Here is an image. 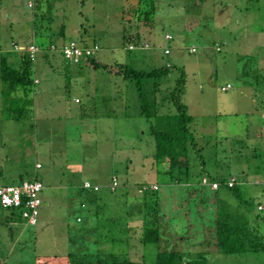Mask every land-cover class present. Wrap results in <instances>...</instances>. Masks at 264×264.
I'll list each match as a JSON object with an SVG mask.
<instances>
[{
    "label": "rangeland",
    "instance_id": "374dc122",
    "mask_svg": "<svg viewBox=\"0 0 264 264\" xmlns=\"http://www.w3.org/2000/svg\"><path fill=\"white\" fill-rule=\"evenodd\" d=\"M31 1L30 3L26 0L22 5L17 4L15 14H3V18L0 16V34L6 42L18 39L15 29L18 28L21 32V28L29 22L28 16L36 15L34 24L40 27L48 23L46 20L48 16L52 17L53 27L61 24L59 16L63 14L58 16L54 13L47 14L43 2ZM65 1L68 6L64 12L68 20L65 24L68 27L66 36L86 45L99 43L101 50L96 53L97 61L109 65L127 63L137 69L146 70L170 62L175 67L174 71L169 76L158 79L162 85L160 91H166V87L169 89L173 87L179 75L177 71L185 70L183 100L189 105L190 113L193 115L192 129L195 135L199 138L201 136L204 143L208 142L204 144L208 167L213 171L215 166L219 179L227 181L226 184L232 176H236L240 181L239 184H242V188H237V193L228 187H222L214 192L211 195L212 199L215 198L214 204L221 200L226 205L245 204L247 201L253 214L258 216L259 229L264 235V210L258 208L264 203V0ZM148 1H150L149 5ZM151 3L153 5L151 10L155 7L158 12L152 29L146 26L147 20H137V14H134L137 8L150 9ZM6 15L9 16V23L3 20H7ZM129 18L133 20L134 26L138 24L143 26L140 32L145 35L150 32L151 40H147L151 43L155 42L158 49L157 57L154 55L151 61L142 62L124 44L120 21ZM77 24L81 27L79 32H76ZM132 30L136 32L137 28ZM167 32L173 35L172 40L165 38ZM11 34L13 36L11 38L9 36L8 39L7 36ZM39 40L40 38H37V41ZM193 46L197 48L195 52L191 51ZM165 47L171 49L170 55L164 53ZM78 67L79 65H76V68ZM83 68L92 67L84 65ZM108 74L114 79H110ZM43 78L45 93L41 95L42 105L50 103L55 105L58 99H62L63 93L57 86L65 83V81L61 82L64 78L68 81L70 90L78 88V85L83 83L86 84L85 86L91 84L89 86L103 88L104 93L92 94L94 101L98 102L99 111L112 109L115 100L106 101L101 97H107L110 93L107 89L109 86L117 85L123 88L120 95L125 100L122 101H129L130 104L126 109L120 107L121 105H115L116 110L121 108L123 113L132 112V115L140 112L137 105L140 96L136 90V83L132 80L124 81L115 73L107 71V75L98 73V76L93 77L90 71L87 75L78 76L67 71L62 77L58 74L51 78ZM77 80L83 81L77 84ZM148 82L145 81V84L149 86ZM150 82L155 81L150 80ZM228 82L233 87L224 90L223 85ZM0 95H3L5 100L4 89ZM29 98L31 104L28 105L21 119L16 120L10 116L8 110L0 116V185L18 183L21 180L18 172H21L23 180L29 179L30 171L35 168L37 160L44 164V169L38 171L39 176L36 179L48 182L44 176L49 161L47 157L57 155L60 147L66 142L63 140V133H59L60 141H52L53 145L46 135L47 132H37L33 91L30 92ZM5 107L8 108L7 103ZM43 122L45 118L40 119L39 127L46 129L50 121L47 124ZM66 123L72 122L65 121L64 124ZM120 127L123 131L132 132V135L123 138L121 141L123 152L112 164L118 173L116 175L119 185L114 190H111V187L101 189L102 204L96 211L97 219L93 220L98 226L97 235L84 238L76 235L75 228L84 225L77 221V214L73 217L69 216L71 237L68 238L65 230L68 227H66L68 208L66 204L56 201L57 203L47 207L45 220L41 221L40 215L37 225L29 224L21 216L16 221L10 218L0 221V264H36L38 257L57 255L62 258L70 254L79 258L81 256L86 261L91 258L93 261L96 257H104L111 253L125 254V257L137 256L139 250L144 253L146 260H154L161 242L160 245L155 243L141 245L139 238L134 237L135 234L139 237L143 230L139 223L140 215L143 214L141 205L136 208L135 196L128 193L130 190L128 184L134 182L156 181L161 185L158 191L159 210L164 232L162 236L164 234L166 240L171 238L169 234L175 233L176 226H168L166 230L164 225L168 224V220L171 222L178 214H183L179 217L183 222L181 233L187 235L186 229L195 233L200 230L198 224L208 216L209 212V203L203 202L204 190L200 189L199 192L190 194L187 187L173 185L174 190L169 189L171 186L167 175L169 166L165 162L154 164L156 139L151 134V124L145 117L140 116L134 120L123 115ZM136 129L138 136L134 137ZM143 132L145 135H142ZM217 153L221 154L219 159L213 158ZM60 155L65 157L62 152ZM194 159L198 162L194 168L199 170L201 158L197 154ZM63 176L66 178L67 174L63 172ZM105 177L107 176H102ZM109 178L111 176L106 180ZM197 186L199 185L193 187ZM51 190L53 191V187L45 188L46 193ZM140 196L143 197L138 192V200L144 203ZM189 224L193 226L189 227ZM135 227L138 229L135 230ZM15 229L25 230L21 242L15 244L18 248L10 239V230ZM198 241L199 238L191 241L186 239V242L180 243L179 249L182 250L191 243L193 246H189V249H195H191L192 251L203 250V246V249L201 246H194ZM164 244L163 242L162 247H165ZM208 258L209 264H264V251L229 255L211 246L208 248Z\"/></svg>",
    "mask_w": 264,
    "mask_h": 264
},
{
    "label": "trees",
    "instance_id": "16d2710c",
    "mask_svg": "<svg viewBox=\"0 0 264 264\" xmlns=\"http://www.w3.org/2000/svg\"><path fill=\"white\" fill-rule=\"evenodd\" d=\"M152 7L151 3L150 9L137 8L138 10L134 11V14H137V20H147L146 26L151 27V29L153 22H156L155 16L157 17L158 14L155 7L151 10ZM122 21H120L121 28H123L122 38L127 48L134 52L142 62L151 61L154 55L157 57L158 49L155 42L151 43L147 40L150 32L147 35L140 32V28L143 26L140 24L134 26L133 20L130 18ZM128 22L130 23L126 25ZM35 26L39 27V29L41 28L40 26ZM134 28H137L136 32H133L132 29ZM61 31L64 33V28ZM167 33L169 34H166V39L172 40L174 38L173 35L170 32ZM168 35H170V38ZM96 44L100 46L99 43H94L93 45ZM15 45L21 46L19 43H14L10 50L0 47V71L8 111L14 117H23L28 105L31 104L29 94L34 91L39 81L34 76L36 60L32 59L27 50H14L13 46ZM29 45L25 44L24 46L28 47ZM164 53L170 55L171 49L165 47ZM95 55L85 58L84 61L95 69H104L136 83L135 86L141 100V113L150 122L151 133L156 139V150L154 153L156 161L158 163H167L169 166L167 175L170 181L181 187H187L190 194L199 192L200 189L204 190L203 202L209 203L208 216L204 217L198 224V228H200L198 232L195 233L190 231V229H186L188 230L187 235L175 233L173 238L166 240L164 234L162 236L164 232L163 225H161L158 190L149 189L143 195L145 218L142 233L138 238L140 239L139 242L145 245L151 243L160 245L161 242L160 249L154 260H146L143 252H138L137 256L129 255L127 257L121 253H111L100 258L93 255L98 258L93 259V261L91 258L86 261L81 256L79 258L74 254H70L68 257L62 258L57 255L38 257L36 264H209L208 248L211 246H215L219 251L229 255L264 251V235L259 229V218L253 214L247 201L245 204L226 205L222 200L214 204V199L210 198L214 192L219 191L222 187H228L237 193L239 181L236 176H232V178H236L237 183L234 187H230L226 184L227 181L224 182L219 179V173L215 166L213 171L208 167V162L205 159L206 147L204 146L208 142L204 143L201 136L199 138L195 135L194 129H192L193 115L190 113L189 105L183 100L186 83L185 70L179 69L177 71L179 75L173 87L170 89L166 87V91H160L162 85H160L158 79L173 73L175 67L172 63L166 62L156 68L146 70L137 69L127 63L109 65L102 61H97ZM150 80L155 82H150ZM145 81H149L150 85H146ZM147 87L148 89L146 90ZM20 90L24 93L21 98L15 95ZM155 92L156 94H154ZM158 92H161L160 95L157 94ZM197 154L201 158L199 170L194 168L198 163L194 159ZM220 155V153H217L213 158L219 159ZM211 164L213 165V163ZM29 176V180L36 179L35 176L31 177V174ZM204 176L208 177L212 183L217 182L219 187L213 189L212 185L203 184L202 178ZM24 181L22 180L21 182ZM193 184L200 187L193 188ZM204 188L207 190L205 191ZM211 204L213 205L210 206ZM258 207L259 210H264V206L261 207L259 205ZM9 209L19 211V216L24 218L21 208ZM192 226V224H189V227ZM198 238L199 241L194 246H201V248L203 246V250L192 251L194 248L189 249V246H193L191 243L188 244V247L182 248V250L179 249L180 243L186 242V239L191 241ZM163 242L165 247H162ZM130 256L134 257L131 258Z\"/></svg>",
    "mask_w": 264,
    "mask_h": 264
},
{
    "label": "crops",
    "instance_id": "0c3cea01",
    "mask_svg": "<svg viewBox=\"0 0 264 264\" xmlns=\"http://www.w3.org/2000/svg\"><path fill=\"white\" fill-rule=\"evenodd\" d=\"M29 1L30 3L32 2L31 0ZM25 2L26 0H0L1 18H3V14H15L16 5H22L25 4ZM41 2L46 5L45 13H54L55 16L63 14L62 16H59L61 24L59 26L53 27V20L51 19L52 17L48 16L46 17L48 18L46 19L48 21V23H46L47 25L43 24L39 29V27H36L34 24L35 19L37 18L36 15L28 16L29 22L26 26H23L21 28V32L18 28L15 29L18 39H11L9 42H6L2 37V34H0V47L5 50H10L13 43H19L21 44V46H24L25 44H30L29 46L36 45L40 48L35 63L34 73L35 79L39 81L37 82L38 85L35 86V89L33 91L35 95L36 108L35 129L37 130V132H47L46 135L49 136L48 139L51 140V144H53V140L55 142L61 140L59 133H63V140L66 141L65 144H63L59 149L60 152L64 153L65 157H61L60 152H58L55 156H50V158L49 156L47 157L49 161L47 163V168L44 172V176L45 178H47L48 182L46 180H41L44 183V190L41 194L43 199V205L41 207L40 212L41 221L46 219L45 216L47 207L57 203L56 201H60L62 204H66L68 208V216L66 219V227H68L65 229L67 230L68 238L71 237V233L69 230L70 226L68 225V221L70 220L69 216L73 217L77 214V221L79 223H84V225L77 226L75 228L76 235H79V237L81 238H84L85 236L93 237L96 236L98 232V226L93 223V220L97 219L96 211L102 204L103 197L100 194L101 189L103 187H111V190H114L119 185L117 179L118 176L116 175L118 173L116 172V168L112 164H114L116 157L121 156L123 152L121 151L123 150L121 146V141L123 140V138L132 135V132H129L128 130L123 131V128L120 127L121 116L124 115L128 119L134 120L138 119V117L140 116L143 117L141 113V100H139L137 104L140 108V112L134 113L135 116L132 115V112H130L129 114L123 113V110L121 108L116 110V108L114 107L115 105H121L120 107L126 109V107L129 106L130 102L122 101L124 99L122 98V95H120L121 92H123L122 87H119L117 85L109 86L107 89L110 93L107 95V97L102 96L101 99H106V101L115 100L113 102V107L110 110L105 109L103 111H99L97 106L98 102L94 101V97L92 96V94L96 95L99 93H104L103 88L95 85L89 86L91 84L85 86L86 84L83 83L78 85V88L70 90L68 86V81L63 78L61 82L63 83L65 81V83L57 86L59 91H62L63 93L62 99H58L56 101L57 104L55 105H53L52 103L48 105H42L43 96L41 95L42 93H45V88L43 87V77L51 78L58 74L62 77L64 75V72L67 71H70L72 74L77 76L83 74L87 75L88 71H90V73H92L94 77L98 76V73H101V75L103 76L107 75V71L95 69L93 67L83 68L84 65L90 66L84 61L85 59H83L82 61L84 62L81 63H71L65 59L62 52V48L67 45L69 41H76L73 39H68L65 34L68 28L65 25L67 24L66 21L68 20L67 17L64 16V12H66L65 9L66 7H68L67 2L65 0H39V3ZM6 16L8 17L7 20H3L6 23H9V16ZM78 22L80 21L78 20ZM63 28L65 30L64 33H62V31L60 32V30H63ZM80 29L81 27L77 24L76 32H79ZM9 36L11 38L13 35H8V39ZM37 38H40V40L37 41ZM53 47H56V49H53ZM193 48L197 50L195 46H193L192 49ZM97 54L95 55L96 57ZM76 65H79V67L76 68ZM108 76L110 77V79H114L112 75L108 74ZM120 77L124 81H128L122 76ZM80 81L83 80H77V84H79ZM227 85H231L230 88L233 87V85L228 82L226 85H223V89ZM3 86L4 85L2 82L0 71V93L2 92ZM230 88L226 90H229ZM22 94L24 93L20 90L17 91L15 95L21 98ZM3 101H5L4 97L3 95H0V116H3V112L5 110H8V108L5 107V102L3 107ZM125 111L126 110H124V112ZM42 114L45 115L41 116ZM10 116L15 118L16 120L22 118L21 116L14 117L12 114H10ZM42 118H45V122H43L45 124L50 121L48 124L49 126L46 129H42L39 127V121ZM65 121H71L72 123L64 124ZM43 123L41 124V126L43 125ZM69 135L70 137H68ZM142 135H145V132H143ZM133 136H138V129H136V132ZM54 147V149H56V146ZM88 147L90 149H87ZM156 162L157 161L154 160V164H156ZM37 164H41V167H37ZM34 167L35 168L31 169L30 171L31 177L35 176V178H38V171L44 169V164L40 160H37ZM63 172L67 174L66 178L63 176ZM17 174L21 180H19L18 183L11 184H20V182L23 180L21 178V172H18ZM104 175L107 177L111 176V178L106 180L107 177L102 178V176L104 177ZM115 179L117 180L116 186L113 184ZM86 181L92 182V185L99 186V189L94 190L85 188L84 182ZM239 183L240 181L237 185L238 189L242 188V184ZM143 184H156L158 186L157 190L159 191L161 189V185L156 181H141L140 183L134 182L128 184L130 187L128 193L133 194L136 198V208H138V205H141L140 209H142L141 213L143 214L140 215L141 219L139 223L142 227L145 218L144 203H140V201L138 200V192H140L141 195H144L145 191H142L140 188ZM169 184H171L169 188L170 190H174L175 186L173 185L180 186L172 182H170ZM47 186L53 187V191L51 190V192L46 193L45 188ZM204 189L205 191L207 190L206 188ZM140 198L143 197L140 196ZM210 198L212 199V196H210ZM213 199L214 203L215 198ZM165 201L166 204H168L167 198ZM260 206H264V203H261ZM131 213H133V210ZM19 214V211L6 208L0 203V221L6 220L8 218L12 219L13 221H16L20 217ZM181 215L178 214V217H173V220H171V222L168 220V224L164 225V229L167 230L170 226H176L174 232L181 233L180 230L183 227L182 219L179 218ZM134 229L136 230L138 228L135 227ZM10 231L11 242H13V245L16 246L15 244L21 242V237L24 234L25 230L15 229ZM175 233H172L169 236L173 237ZM134 237L138 238L136 234L134 235ZM140 244L142 245L141 242ZM137 245H139V243ZM139 251L141 252V250Z\"/></svg>",
    "mask_w": 264,
    "mask_h": 264
},
{
    "label": "built area",
    "instance_id": "2783aa9c",
    "mask_svg": "<svg viewBox=\"0 0 264 264\" xmlns=\"http://www.w3.org/2000/svg\"><path fill=\"white\" fill-rule=\"evenodd\" d=\"M168 37L170 38V35H168ZM53 49H56V47H53ZM14 50H27L32 59L37 60L40 48L36 45L28 47L15 45ZM99 50L100 46L97 44L86 46L77 41H69V43L62 48L65 59L74 63H80L83 59L94 56ZM192 51H195V48H193ZM230 87L231 85H227L224 87V90ZM37 167H41V164H37ZM202 183L212 185L213 189L219 187L217 182L212 183L206 176L202 178ZM236 183V178H231L228 182V186L234 187ZM92 184V182L86 181L84 182V187L94 190L99 189V186ZM113 184L115 186L117 185L116 179ZM140 188L142 191H147L149 189L157 190L158 186L156 184H143ZM43 189L44 183L39 179L25 180L20 184L0 185V202L7 208H21L24 219H26L31 225H37L39 223L41 207L43 205L41 195Z\"/></svg>",
    "mask_w": 264,
    "mask_h": 264
},
{
    "label": "bare ground",
    "instance_id": "6f19581e",
    "mask_svg": "<svg viewBox=\"0 0 264 264\" xmlns=\"http://www.w3.org/2000/svg\"><path fill=\"white\" fill-rule=\"evenodd\" d=\"M91 62V61H90ZM89 64V63H88Z\"/></svg>",
    "mask_w": 264,
    "mask_h": 264
}]
</instances>
